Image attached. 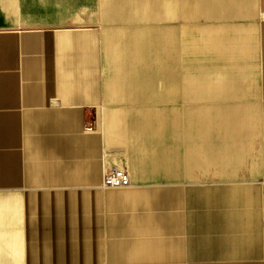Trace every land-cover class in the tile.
Listing matches in <instances>:
<instances>
[{"label": "crops", "instance_id": "obj_1", "mask_svg": "<svg viewBox=\"0 0 264 264\" xmlns=\"http://www.w3.org/2000/svg\"><path fill=\"white\" fill-rule=\"evenodd\" d=\"M101 1L0 0V264H264L256 2Z\"/></svg>", "mask_w": 264, "mask_h": 264}, {"label": "rangeland", "instance_id": "obj_2", "mask_svg": "<svg viewBox=\"0 0 264 264\" xmlns=\"http://www.w3.org/2000/svg\"><path fill=\"white\" fill-rule=\"evenodd\" d=\"M256 2V3H255ZM253 3H255V10L257 12L256 18H255V22L257 23V26L259 27V33H260V39H262V47H261V64L263 65L262 69H260V73L263 74L264 73V13H260L258 8H257V0H253ZM101 13L100 15H102V21L101 23L98 25H100L99 27L102 29L103 31V39H104V30L108 27V28H112V27H117V26H121V27H126L125 25L127 24L126 22L123 21H109L107 20V18L105 17V15L102 14V1L100 0V10ZM104 47V45H103ZM104 63H105V47H104ZM107 72V67H106V63H105V75ZM264 81V74L262 75V82ZM264 83V82H263ZM184 101V100H183ZM183 101H181L183 103ZM261 103H262V99H261Z\"/></svg>", "mask_w": 264, "mask_h": 264}, {"label": "built area", "instance_id": "obj_3", "mask_svg": "<svg viewBox=\"0 0 264 264\" xmlns=\"http://www.w3.org/2000/svg\"><path fill=\"white\" fill-rule=\"evenodd\" d=\"M88 130H93L92 126H88ZM104 186L122 187L127 186L131 182L130 175L126 168L111 167L104 172Z\"/></svg>", "mask_w": 264, "mask_h": 264}, {"label": "bare ground", "instance_id": "obj_4", "mask_svg": "<svg viewBox=\"0 0 264 264\" xmlns=\"http://www.w3.org/2000/svg\"><path fill=\"white\" fill-rule=\"evenodd\" d=\"M197 5L210 6V7H218V6H237L244 5L248 3H253V0H196Z\"/></svg>", "mask_w": 264, "mask_h": 264}]
</instances>
